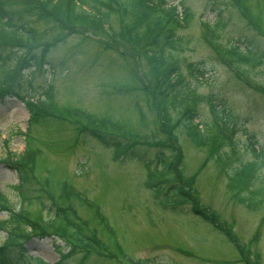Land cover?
Here are the masks:
<instances>
[{
    "label": "rangeland",
    "instance_id": "rangeland-1",
    "mask_svg": "<svg viewBox=\"0 0 264 264\" xmlns=\"http://www.w3.org/2000/svg\"><path fill=\"white\" fill-rule=\"evenodd\" d=\"M9 1L14 8H19L21 0ZM166 2L176 5L177 11L186 9L190 14L177 29L185 42L177 59L182 65L183 60L198 63L204 71V75L194 81L197 113L211 122L206 96L211 94L214 101L220 99L228 113L235 115L233 133L228 134L235 146L233 150L225 146L229 153L225 162L235 166L252 159L247 137L253 135L259 147H264V0ZM257 14L262 17L258 22L254 18ZM22 17L47 41L56 37V28L50 20L43 24L44 18L37 13L23 12ZM207 21H217L214 32L204 25ZM111 24L115 31L113 39L103 34L94 35L90 29L82 32V28L67 37H58L55 44L49 45L44 63L32 74L27 68L20 72V86L17 87L14 80L13 90L23 98H37L43 95L40 90L50 78L53 99L60 107L73 106L97 116H110L106 117V126L112 119H120L131 137L140 139L143 136L147 143L134 142V151L142 153L144 159H150L153 166L157 150L163 149L170 158L175 151L150 142L152 139L164 141L166 136L159 128L156 111L149 107L145 93L138 87L139 78H146L147 65L142 57L134 56L130 43L118 32L116 15L112 16ZM237 38L244 39L256 55L261 54L254 66L240 62L230 65L219 56L220 47L234 43ZM100 39H104L108 47L103 46ZM23 51L19 47L11 50V59L0 66V84L7 82L6 72L20 63L13 58ZM132 74L136 77L132 78ZM126 87H130L129 91H125ZM179 110H170V113L177 117ZM27 118L28 111L22 98L8 95L0 98V159L9 150L15 153L23 150L24 135L18 130H25ZM180 128L177 126L174 131L181 147L178 169L186 178L194 176V191L190 194L194 196V202L208 208L219 223L231 228L246 249L249 264H264V200L250 207L236 201L227 188L220 164L213 161L212 156L208 157V148L195 146ZM30 129L34 136L33 146L41 149L36 158L40 168L35 171L40 180L46 176L56 186L62 178L67 179L76 190L85 194L88 202L100 207L111 226L107 233L91 219V209L72 199L77 214L88 219L91 228L97 229L109 249L106 251L113 256L111 259L90 254L86 258L88 263L130 264L124 259L131 257L149 258L151 264H248L218 229L189 211L191 202L175 210L172 206L177 203L172 198L157 199L150 195L142 183L145 176L140 161L124 159L117 150L101 147L90 136H85L82 141L73 137L74 124L63 120H46ZM261 159L262 165L254 177L255 185L264 174V156ZM202 161L205 165H201ZM31 180L28 198L20 201L19 192L13 187L18 183V175L0 162V192L16 207L20 202L25 206L29 199V210L35 212L40 208L35 196L42 198L45 206L49 200L39 184ZM164 185L160 184L162 190ZM158 193L162 196L161 190ZM4 214L5 210H1L0 217ZM42 215L46 216L45 209ZM4 236L5 233L0 231V241ZM23 243L31 262L34 257L46 262L55 261L57 247L61 248L63 244L54 236L32 237ZM60 250L66 252L67 248ZM82 255L81 251L71 255L66 264H78Z\"/></svg>",
    "mask_w": 264,
    "mask_h": 264
},
{
    "label": "trees",
    "instance_id": "trees-1",
    "mask_svg": "<svg viewBox=\"0 0 264 264\" xmlns=\"http://www.w3.org/2000/svg\"><path fill=\"white\" fill-rule=\"evenodd\" d=\"M23 12L37 13L44 18L43 24H47L49 20L53 22L57 31L56 37L52 38L53 41L42 38V34L32 24L24 22ZM243 13L246 14L244 11ZM113 15L117 16L118 32L130 43L134 56L138 59L142 57L147 65V72L144 74L146 81L139 78L138 87L145 93L149 107L156 111L160 120L159 128L166 136L164 141L152 139L150 142L175 151L174 156L170 158L163 149H159L154 153L153 166L149 167V162L145 160L150 159H144L142 153L134 151V142L147 143L143 136L140 139L131 137L126 131V124L120 119L111 118L110 125L106 126V117L110 116H97L73 106L60 107L61 105L56 104L53 99L52 83L47 82L40 90L43 95L31 101L26 99L25 105L29 112L26 128L18 130L24 135L23 150L20 153L9 150L2 159L8 162L19 177L18 183L13 187L18 190L20 201L28 198L26 194L33 179L48 197L49 204L45 206L42 198L35 196L40 208L32 212L29 210V199L25 206L20 202L16 207L0 192V211L5 210L4 216L0 217V231L5 233L4 239L0 241V264H66L68 257L79 251L83 255L78 264H93L86 261L90 254L113 258L106 251L109 249L99 237L97 229L91 228L88 219L77 214L71 201L75 198L91 209L93 216L91 219L96 220L100 228L110 233L111 226L100 207L81 197L80 192L74 189L67 179L62 178L53 186L49 178L43 176L40 180L35 173L36 169L40 168L36 158L41 149L33 146L34 136L30 128L43 124L46 120L55 119L73 123L75 128L73 137H78L81 141L85 136H90L101 147L117 150L124 159L135 161L137 158L141 163L145 162V178L151 182L153 192H157L159 185L165 183L163 190L160 187L162 197L172 198L177 204L191 202L192 213L219 229L241 258L249 264L246 249H243V244L233 234L231 228L219 223L216 216L207 211L208 208L199 207L194 202V196L190 195L194 191L192 187L194 176L186 178L178 169L181 147L174 131L180 126L185 136L195 146L207 147L208 157L212 156L213 161L220 164L227 180V188L236 201L250 207L259 205L264 200V174L259 183L254 184V177L257 176V170L263 162L261 157L264 156V147H259L257 140L250 135L247 138L252 159L241 161L235 166L228 165L225 158L229 153L225 146H230L232 150L235 146V141L228 136L229 133H233L235 115L228 113L220 99L214 101L211 94L206 96L211 122L200 118L195 109L197 95L194 81L199 80L204 71L198 63L183 60L182 65L177 59L179 51L183 50L185 45L184 38L177 34V29L189 18L188 10L183 9L179 14L175 5H169L165 0H21L19 8H14L12 1L0 0V66L11 59L13 54L11 50L19 47L24 51L15 56L13 61L19 60L21 69L32 67L34 71L45 62L49 45L55 44L60 36L67 37L71 33H76L77 28H82V32L90 29L94 35L103 34L104 37L113 39L115 35L111 24ZM254 18L258 22L262 17L257 14ZM204 25L214 32L217 21L212 23L207 21ZM100 41L103 46L108 47L104 39ZM218 52L222 60L230 65L240 62L254 66L261 57V54L256 55L251 47L246 45L244 39L240 38L235 39L234 43L222 45ZM121 54L127 55L123 52ZM14 68L6 72V80ZM19 81L20 79L16 80L17 87L20 86ZM9 93L23 98L22 94L12 89ZM174 109H180L177 117L170 113V110ZM201 165H205V161H202ZM43 209L46 216L42 215ZM32 235L40 238L55 235L63 242L61 248L65 247L67 251L62 252L58 246L60 257L54 263L45 262L38 257H34V262H31L32 258L26 254L23 241ZM127 259L130 264H151L148 259L130 257Z\"/></svg>",
    "mask_w": 264,
    "mask_h": 264
}]
</instances>
